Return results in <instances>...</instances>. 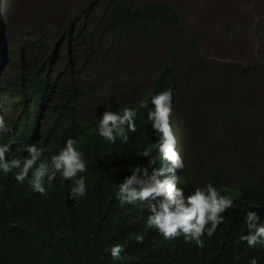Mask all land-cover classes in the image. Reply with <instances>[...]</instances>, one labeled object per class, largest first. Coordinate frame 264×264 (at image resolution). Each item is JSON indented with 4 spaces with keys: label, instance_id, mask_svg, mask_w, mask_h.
<instances>
[{
    "label": "trees",
    "instance_id": "trees-1",
    "mask_svg": "<svg viewBox=\"0 0 264 264\" xmlns=\"http://www.w3.org/2000/svg\"><path fill=\"white\" fill-rule=\"evenodd\" d=\"M69 16L62 33L64 54L57 52L58 44L53 46L56 31L47 22L46 30L52 31L49 38L47 31L46 36L40 31L44 22L24 28L13 38L4 78L3 106L12 131L0 143L11 142L6 158L21 156L22 143L40 130L42 156L47 159L71 137L87 161L86 171L82 173L86 192L73 199L70 181L64 179L58 183L57 174L52 186L40 194L33 192L27 183H17L13 173H0V264H248L252 257L257 258V264H264V246L248 247L246 242L239 241L242 222L230 208L221 213L224 220L215 233L201 237V247L186 242L182 236L166 239L149 227L146 220L151 213L145 209L149 207L148 201L121 203L115 196L118 183L130 175V167L145 165L147 158L142 153L157 141L158 133L151 129L146 118L152 105L141 108L140 102L150 91L171 88L174 98L181 94L183 80L178 57L181 38L188 41L194 55L199 57L197 43L186 35L178 11L158 1L140 5L134 0H77ZM229 27L224 28L226 33ZM132 33L148 46L159 48L163 56L161 59L159 56L151 74H141L133 81L137 96L134 101L120 104L121 95L115 94L112 103L105 104L109 91L102 85L103 79L101 83L92 80L84 83L77 77L80 71L73 69L72 64L83 67L95 54L103 34L108 38L105 49L108 53L122 46ZM58 59L62 60L61 66L55 67ZM233 66L232 79L224 71H211V64L201 66L202 72L199 70L197 76L206 78L213 93L207 96L203 114L210 118L209 137L187 140L191 145L197 144L203 154L214 157L206 173L222 195L231 196L234 203L244 194L264 206V169L259 161L260 155H264L253 145L257 143L264 149V101L254 100L256 91L264 88V63ZM48 70L54 78L47 77ZM214 73L220 78L211 79ZM182 94L187 95L184 87ZM92 102L98 105L96 108L101 105L110 108L112 104L117 108L113 111L126 106L136 108L137 131L129 134L126 143L119 139L116 143L105 141L95 130L97 115L85 111ZM84 105L86 108H82ZM239 117L236 122L248 123L246 132L237 124L223 127ZM175 123L181 131L191 125L180 118ZM206 139L211 140V147L217 146L215 150L213 147L204 152ZM186 145L183 178L187 190L193 191L191 183L200 164L192 162L191 146ZM244 148L253 154L243 161L238 151L241 153ZM153 151L157 165L161 166L160 156ZM227 181L233 183L231 188L224 185ZM138 235L143 237L142 241L136 240ZM114 243L124 247L119 261L113 260L107 251Z\"/></svg>",
    "mask_w": 264,
    "mask_h": 264
},
{
    "label": "clouds",
    "instance_id": "clouds-1",
    "mask_svg": "<svg viewBox=\"0 0 264 264\" xmlns=\"http://www.w3.org/2000/svg\"><path fill=\"white\" fill-rule=\"evenodd\" d=\"M7 14L8 0L5 7L3 0H0V141L12 131L3 107L4 78L9 67L13 44L7 27ZM173 98V90L167 88L155 93L150 91L140 102L141 108H147L149 103L152 105L146 113V118L151 122V129L158 133L157 141L142 153V157L147 158V163L130 167V175L118 183L115 190L116 198L121 203L129 204L137 202L143 204L148 201L149 207L145 209L151 213L146 220L149 227L155 228L166 239L182 236L186 242L191 241L201 247L203 246L201 237L204 235L211 237L224 220L221 213L230 208L232 214L239 216L242 222L243 231L239 241L246 242L248 247L264 246V206L244 194L234 203L231 196L222 195L215 183L209 181L206 173L207 166L214 162L211 154H203L210 157L208 163L197 162L202 167H199L197 173H206L205 185L198 187L193 180L191 184L195 189L187 190L188 184L183 178V168L187 161L186 147L183 148V153L176 148L178 141L182 144L185 142L179 140L174 126L170 123ZM112 101L113 99L106 101L105 104L110 105ZM96 106L98 105L94 103L95 115L104 105L97 108ZM107 106L100 115H97L95 123L97 134L109 143H116L117 139L126 143L129 134L137 131V109L126 106L113 111L117 108L112 104L110 108ZM10 143H0V173L5 175L13 173V179L17 183H27L33 192L40 194H44L52 186L58 174V180L60 179L58 183L64 179L70 181V196L73 199L85 195L86 179L82 173L86 171L87 161L76 147L77 142L74 139L71 137L65 139L63 147L47 159L42 156L44 146L40 130L30 134L22 143L21 156L6 158L10 152ZM153 149L160 156L161 166L157 165V155H153ZM224 185L231 188L233 183L227 181ZM57 190L62 193V190L58 188ZM136 240L142 241L143 237L138 235ZM107 251L113 260L119 261L122 259L124 247L122 244L114 243ZM248 264H257V258H250Z\"/></svg>",
    "mask_w": 264,
    "mask_h": 264
},
{
    "label": "rangeland",
    "instance_id": "rangeland-1",
    "mask_svg": "<svg viewBox=\"0 0 264 264\" xmlns=\"http://www.w3.org/2000/svg\"><path fill=\"white\" fill-rule=\"evenodd\" d=\"M7 0H3L4 7ZM137 4L144 5L148 2L158 1L172 5L180 14L181 25L188 37H192L197 43L199 57L194 55L193 50L185 38L179 40V60L181 65V76L183 82L180 88L181 94L173 98V110L170 116V123L174 126L179 140L188 143L190 154L195 162L208 163L210 157L203 155L202 149L195 143L191 145L193 137L196 139L209 137L208 129L211 126L210 118L203 115L208 100L207 96H213L208 87V82L203 76H197L198 71L202 72V65L211 64V71H224L226 76L232 79L235 75V64L247 65L257 62L259 65L264 63V0H134ZM77 0H8L7 27L10 34V40L20 34L24 28H32L38 25L43 26L40 31L48 38L52 31L46 30V22L56 32L53 46L58 44V53L64 54L65 43L63 40V29L65 20L75 9ZM70 17V16H69ZM94 23V21H93ZM9 25V26H8ZM28 25V26H27ZM230 26L229 33H226L225 27ZM102 35L101 43L95 54L86 60L83 67L72 64V68L79 70L77 76L79 80L93 81L107 86L109 91L106 101L113 95L120 94L122 100L120 104L127 101H134L137 96L133 91V81L142 75L151 74L157 67L159 56L163 53L155 46H148L144 40L137 34H130L122 46L111 49L105 53L108 44V38ZM51 39V38H50ZM157 49V50H156ZM31 60V55H27ZM61 59H58L55 67H60ZM227 66V68H219ZM219 72V73H220ZM223 75V73H220ZM52 75L48 70L47 77ZM211 79H219L217 74L210 75ZM100 85V84H99ZM183 87L187 95L182 94ZM195 88V89H194ZM195 90V91H193ZM197 90V91H196ZM195 93H193V92ZM255 92V91H254ZM226 93H223L225 95ZM215 96V95H214ZM215 97H218L215 96ZM254 100L264 101V88L256 91ZM89 110H94V103L88 104ZM203 107V109H201ZM86 108V106H83ZM106 107H101L100 115ZM179 118L184 123H189L187 128L180 130L175 121ZM223 124V127H230L237 124L242 132H246L248 123L242 121ZM234 134V132H233ZM228 137V136H227ZM235 141V137H234ZM259 141V138H258ZM183 142V143H184ZM176 143L178 151L183 153L186 144ZM212 142L206 139V148L208 152L214 147ZM255 149L260 150L264 155V149L254 143ZM216 153V152H215ZM239 158L244 161L245 158H251L253 151L244 148ZM260 164L264 169V157L260 155ZM206 173H196L194 182L198 187L205 185Z\"/></svg>",
    "mask_w": 264,
    "mask_h": 264
}]
</instances>
